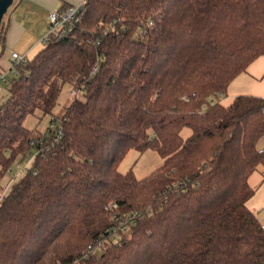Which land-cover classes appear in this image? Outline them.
I'll return each instance as SVG.
<instances>
[{"label": "trees", "instance_id": "16d2710c", "mask_svg": "<svg viewBox=\"0 0 264 264\" xmlns=\"http://www.w3.org/2000/svg\"><path fill=\"white\" fill-rule=\"evenodd\" d=\"M263 53L264 0H85L67 34L15 65L0 102L1 178L40 137L27 115L52 114L66 82L84 97L52 114L62 135L0 197V264H264L247 206L264 98H218ZM130 148L161 165L121 173ZM130 210L135 224L106 238Z\"/></svg>", "mask_w": 264, "mask_h": 264}, {"label": "crops", "instance_id": "0c3cea01", "mask_svg": "<svg viewBox=\"0 0 264 264\" xmlns=\"http://www.w3.org/2000/svg\"><path fill=\"white\" fill-rule=\"evenodd\" d=\"M80 1L13 0L2 18L0 27V69L6 71L7 77L10 78L12 75L11 51L23 54L28 59L43 47L44 43L40 39L47 30L45 10L69 8ZM7 81L0 85V102L8 95ZM246 94L264 98V53L236 75L229 83L226 93L218 98L227 104L235 96ZM256 145L258 148L264 147V135L259 138ZM9 177L6 188L14 181L11 175ZM249 183L254 187V193L248 199L247 206L264 223V170L261 168L255 170L249 176ZM3 187L6 190L5 186Z\"/></svg>", "mask_w": 264, "mask_h": 264}, {"label": "built area", "instance_id": "2783aa9c", "mask_svg": "<svg viewBox=\"0 0 264 264\" xmlns=\"http://www.w3.org/2000/svg\"><path fill=\"white\" fill-rule=\"evenodd\" d=\"M85 0H81L78 4L63 9V10H56V9H47L44 12V19L47 21V30L44 35H42L40 41L42 43H45L50 35H64L67 34L72 25L75 22V15L78 9L82 7ZM10 57L12 59L11 62V71L12 75L15 74V65L18 63H24L26 61V56L23 54H19L17 52L11 51ZM94 72V69H93ZM11 77V76H10ZM7 78L6 71L0 69V81H5ZM8 80V79H7ZM40 137L36 138L33 137L30 140V149L27 152L26 156H28L27 161L24 163L23 166H21L20 160H15L13 163H15L16 167L19 168L17 172L14 171L12 164L7 169L6 173H9L12 179L14 180L16 177H18L20 174L23 173L29 166L36 155L41 149L42 144L45 142V140H48L49 134H52L54 139L60 137L62 135V130L60 128L59 121L57 119L50 118L49 124L43 129V131H40ZM37 143V147L36 146ZM21 173V174H22ZM19 174V175H18ZM18 175V176H17ZM5 191L2 192V194ZM0 195V197L2 196ZM138 212L136 210H130L124 214L113 215V224L110 226L108 235L106 238L112 239L113 241H116L122 234H125L129 231L130 227L135 224V221L138 216ZM101 244L102 240H99L95 244L88 245L86 252L84 255L88 254H97L101 250Z\"/></svg>", "mask_w": 264, "mask_h": 264}, {"label": "rangeland", "instance_id": "374dc122", "mask_svg": "<svg viewBox=\"0 0 264 264\" xmlns=\"http://www.w3.org/2000/svg\"><path fill=\"white\" fill-rule=\"evenodd\" d=\"M9 76L5 81H0V85L6 83ZM5 85V84H4ZM75 98L83 100L82 91L74 89V87L70 83H63L59 94L55 100L51 113L55 116H59L65 106L71 103ZM228 102V101H225ZM52 114H42L40 111L36 110L34 113L29 114L24 119V125L30 129L37 128L39 131H43V129L49 124V120L52 117ZM190 133V129L185 127L181 130V135L186 137ZM28 156L24 158L21 162V166L27 161ZM162 157L158 154V152L154 149L148 148L144 151L140 152L135 148H130L123 159L118 164V171L121 173L126 172L128 169H131L136 177L141 178L150 173L153 169L160 166L162 163ZM12 167L15 172L19 170L16 167L15 163H12ZM22 173V172H21ZM19 173V174H21ZM18 174V175H19ZM17 175V176H18ZM9 173H5L0 179V187H2V191H0V195L5 190L3 186H7L6 183L9 179ZM13 178V177H11ZM4 189V190H3ZM9 189L6 188L5 192Z\"/></svg>", "mask_w": 264, "mask_h": 264}, {"label": "water", "instance_id": "95a60500", "mask_svg": "<svg viewBox=\"0 0 264 264\" xmlns=\"http://www.w3.org/2000/svg\"><path fill=\"white\" fill-rule=\"evenodd\" d=\"M13 3V0H0V27L4 14Z\"/></svg>", "mask_w": 264, "mask_h": 264}]
</instances>
